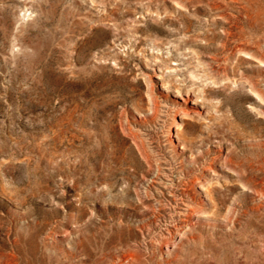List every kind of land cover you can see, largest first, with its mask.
Segmentation results:
<instances>
[{
    "label": "rangeland",
    "instance_id": "1",
    "mask_svg": "<svg viewBox=\"0 0 264 264\" xmlns=\"http://www.w3.org/2000/svg\"><path fill=\"white\" fill-rule=\"evenodd\" d=\"M262 102L264 0H0V264L49 231L51 264L117 235L149 254L137 222L176 220L193 175L215 201L174 264H264Z\"/></svg>",
    "mask_w": 264,
    "mask_h": 264
},
{
    "label": "bare ground",
    "instance_id": "2",
    "mask_svg": "<svg viewBox=\"0 0 264 264\" xmlns=\"http://www.w3.org/2000/svg\"><path fill=\"white\" fill-rule=\"evenodd\" d=\"M155 101L157 102L155 99L153 104L158 107L159 104ZM193 102L194 101H189L188 99H185L184 101L190 109L195 110L196 106L193 105ZM262 103L263 106L261 110L264 112V102ZM185 104H181V107L178 110L176 109L174 112L170 113L171 125L168 137L174 135V128L176 131H181L182 127L185 125V119L179 114L180 112L186 115L190 114ZM128 130L129 134H132L134 139L137 141L138 138L136 139V136L138 135V132L134 131L131 127ZM196 159L197 158L193 159V161ZM203 164L204 167H202V170L210 173L214 172V160H205L203 161ZM154 176V178L147 180L143 186L142 198L154 195V192L151 189L153 185L161 188L160 186L164 187L166 184L165 169L160 167V165H158L157 169L154 171ZM181 191L184 194V200L177 205L176 212V220H179L180 223L178 224L176 220L170 219L154 234L149 233L150 224H155L156 219L158 221L159 216L162 215L161 210L164 209L165 206L160 204V206H157L156 209L155 207L153 209V207L145 205V208L153 209L154 212L152 213L147 209L149 212L147 217L148 220L146 221L141 219V222H137L136 227L141 231V234L144 236V240L147 241V248L150 250L149 254L145 255L142 253L138 246L131 242L128 238L117 235L116 238H113L112 236L104 238L101 242L94 245H85L81 241H67V249L61 247L59 249L54 248L55 251L60 253L57 257L56 264L60 261H64L65 264H174L182 257L184 250L190 242L195 241L199 236L198 231L194 230V227H196L199 223V220H196L197 216H201L203 214L202 212L204 210L202 205L204 203V198L205 200L215 201L214 186L212 182L204 183L197 175H193L189 179L183 180L181 183ZM200 191H203L204 197L200 195ZM254 196V199L260 200L263 204L264 187L258 188L255 191ZM233 222L234 221L230 219V224H233ZM148 235L149 237L147 239ZM42 239V245L38 244L36 238L29 241L27 247L29 260L27 261V264H51L48 260L49 258L52 261V257H50L51 254H45L44 248L46 243L54 245L56 240L55 232L49 231L42 237ZM40 246L43 247V250ZM156 258H159L160 260L157 261ZM2 264H22V262L16 251L13 250L10 252L8 257L3 260Z\"/></svg>",
    "mask_w": 264,
    "mask_h": 264
}]
</instances>
